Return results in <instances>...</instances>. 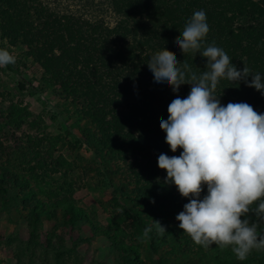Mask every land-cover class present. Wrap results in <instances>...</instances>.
<instances>
[{
	"label": "trees",
	"instance_id": "16d2710c",
	"mask_svg": "<svg viewBox=\"0 0 264 264\" xmlns=\"http://www.w3.org/2000/svg\"><path fill=\"white\" fill-rule=\"evenodd\" d=\"M79 2L81 5L75 8L62 10L44 0H0V40L10 48H25V57L43 68L46 85L58 87L74 120L72 128L78 129L81 142L93 158L106 164L102 171L108 175L106 185L113 189L116 210L121 209L118 212L130 221L127 226L136 240L147 242L149 253L157 256L152 264H264V251L240 261L230 248L196 245L179 228L175 217L188 200L174 185L164 183L166 172L157 167V159L161 153L178 156L182 149L175 153L169 150L160 121L167 120L168 105L177 95L186 98L191 86L181 85L173 93L165 83L154 82L147 67L150 57L164 48L175 53L179 62L187 61L193 71L205 70V58L199 53L183 55L175 44L186 21L195 11L203 10L210 29L205 46L215 42L238 70L247 65L253 73L264 75V0ZM104 8L111 23L99 14ZM216 95H220L222 105L243 102L264 114V95L246 87L245 82L221 80ZM3 104L0 219L13 204L21 203L29 209L27 225L32 241L17 247L18 264H24L22 257L28 258L27 264L40 260L43 264H65V247L53 248L51 233L43 245L35 232L44 221L58 218L61 227L78 229L85 215L72 203L60 205L58 213L45 209L25 175L8 168L16 156L28 165L36 162L39 154L23 149L16 133L21 132L24 120L15 105L5 108ZM13 138L14 148L2 142ZM206 194L205 186L201 198ZM251 207L247 218L258 223V232L264 234V220L255 214L256 205ZM150 218L165 226L164 235L157 234ZM146 228L152 230L141 239ZM114 247L117 264L139 263L133 244L120 242Z\"/></svg>",
	"mask_w": 264,
	"mask_h": 264
},
{
	"label": "clouds",
	"instance_id": "9594fccd",
	"mask_svg": "<svg viewBox=\"0 0 264 264\" xmlns=\"http://www.w3.org/2000/svg\"><path fill=\"white\" fill-rule=\"evenodd\" d=\"M209 31L206 13L198 10L175 40L183 55L199 53L206 59L203 71H193L164 48L148 60L154 82L165 83L173 93L191 86L186 98L177 95L168 105L167 120L160 121L169 150L182 151L178 156L161 153L157 167L166 172L164 183L188 200L175 217L183 234L205 249L213 244L230 248L244 261L253 250L264 251L259 224L247 218L256 205L255 214L264 220V114L243 102L222 105L216 89L221 80L245 82L264 95V75L247 65L238 70L215 42L205 46ZM14 63L15 57L0 48V66ZM151 221L158 235L166 233L159 221ZM151 230L146 228L141 239Z\"/></svg>",
	"mask_w": 264,
	"mask_h": 264
},
{
	"label": "rangeland",
	"instance_id": "374dc122",
	"mask_svg": "<svg viewBox=\"0 0 264 264\" xmlns=\"http://www.w3.org/2000/svg\"><path fill=\"white\" fill-rule=\"evenodd\" d=\"M44 1L62 10L81 5L79 0ZM99 14L107 23L112 22L105 8ZM0 48L8 50L15 57L14 64L0 66V106L2 101L5 108L15 105L24 120L21 132H17L16 137L23 141L25 151L29 149L39 154L38 160L28 165L16 156L7 164L8 168L25 175L36 199L43 203L45 209H55L58 213L60 205L72 203L85 215L78 229L61 227L60 218L52 219L49 223L44 221L35 232L39 233L41 244L45 245L51 233L52 247H65V264H117L114 245L120 242L137 247L138 264L155 262L157 256L149 253L148 243L136 240L127 226L130 221L116 210L112 199L113 189L106 185L108 175L102 171L106 164L102 165L93 158L81 142L78 129L72 128L74 120L67 112L66 100L58 87L46 85L48 82L43 81V68L25 57V48H10L1 40ZM2 142L14 148L16 139ZM113 177L115 180L116 177ZM28 210L17 203L1 214L0 264H18L15 255L17 247L32 241L27 225ZM254 252L256 250L251 254L254 255ZM27 259L22 257L24 264H27ZM35 264L43 263L40 260Z\"/></svg>",
	"mask_w": 264,
	"mask_h": 264
}]
</instances>
